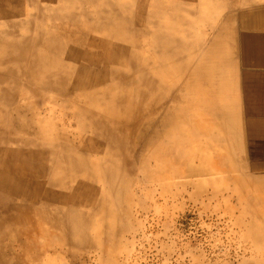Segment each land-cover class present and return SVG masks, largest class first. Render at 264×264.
Instances as JSON below:
<instances>
[{
  "label": "bare ground",
  "instance_id": "obj_1",
  "mask_svg": "<svg viewBox=\"0 0 264 264\" xmlns=\"http://www.w3.org/2000/svg\"><path fill=\"white\" fill-rule=\"evenodd\" d=\"M24 1L27 16L0 14V264H66L70 248L89 250L96 259L110 255L117 246L109 241L127 228L120 217L114 229L111 207L128 213L138 163H161L153 175L158 183L167 169L170 178H198L210 170L195 163L217 170L236 165L225 154L230 145L238 166L251 172L222 179L236 192L234 227H250L252 235L248 246L247 235L239 234L243 255L236 264H264V78L254 70L240 74L236 66H249L264 48L252 32L238 36L236 30L246 22L255 31L264 26L259 2L169 0L171 6L162 7V0H136L120 18L108 4L94 21L105 35L91 39V57L67 42L71 29L85 30L76 14L57 8L60 1L41 7ZM207 6L227 12L213 33L219 43L182 40L176 31L188 13ZM175 8L183 18L171 15ZM166 16H173L167 26ZM56 21L71 28L52 26ZM134 33L142 34L144 55L128 44ZM222 45L225 54L214 55L217 60L204 58ZM148 169L142 171L150 178ZM95 219L99 229L86 225Z\"/></svg>",
  "mask_w": 264,
  "mask_h": 264
},
{
  "label": "rangeland",
  "instance_id": "obj_2",
  "mask_svg": "<svg viewBox=\"0 0 264 264\" xmlns=\"http://www.w3.org/2000/svg\"><path fill=\"white\" fill-rule=\"evenodd\" d=\"M23 1L24 0H18V2L16 0H0V14L2 15V12H4L5 15L7 16L12 15V17H15L16 15H18L19 17L27 16L30 9L26 7L25 1L24 2ZM32 1L37 3V7H41V4L43 5L48 0H32ZM56 1H60L59 3H56L57 8L62 7L65 12L72 11L74 14H76L78 18L77 25H82L83 27H85L84 28L85 30L77 29L80 26L76 27V29H71V31L68 32L69 41L67 42L73 43L72 47L74 46L75 48H79L81 50L85 48V51L89 53L88 56L91 55V57L92 56L94 57L95 54L90 51L91 48L89 47V44L91 42V39H93L94 37L96 38L99 34L105 33V32L101 33V30L98 31L96 28V24L94 23V21L97 20L98 18L97 15L98 9H100V11L102 10V12L107 11L105 5L111 4L117 8L119 12L118 16L120 18L122 14H125L128 11L129 5L130 6L132 5L131 7L135 8L137 3L136 0H98V2L96 0V2L93 3L89 0H62V1L56 0ZM165 3H168L171 6L169 0H163L162 7ZM137 9L139 10V5L137 6ZM202 9L205 11L201 10L200 8L197 9L198 11L195 8L191 9L192 12L190 11L185 18V21L187 22L186 25H184V27L182 25L176 31L177 35L180 36L182 40L193 43L195 41L197 43L196 45H201L207 41L211 42L212 38L215 37L213 33L215 32L216 29H218L217 27H219V25H215V23L217 21V17L220 16V12H218V8H216L214 13V9L208 6L207 8L203 7ZM172 11H176V12H171V15H174L175 17L181 16L183 18L184 12L178 10L177 8L173 9ZM89 15L91 16L89 17ZM110 16L114 17V15H110ZM163 19H165L164 23L167 26L169 22L172 23L171 21L173 20V16H169V17L166 16L165 18L163 17ZM87 21L88 23H86ZM193 23L194 26H192ZM70 24L71 23L59 25L58 21H56L52 23V26L55 27L59 25L61 29L63 28L68 29L71 28ZM45 26H48V23L42 24V27ZM120 28L121 26L118 25L115 31L119 33V31L121 30ZM140 28L141 26L139 25L138 29ZM185 28L186 30L184 31ZM237 28L239 29L237 34L243 32L246 33L252 32V29L249 27V23H242L241 27L240 28L237 27ZM188 30H189V34L186 33ZM91 32L93 35L90 34ZM195 33L197 36L201 38H195ZM186 34L188 37H186ZM85 37L88 39H86ZM82 38H85L83 42H82ZM135 39H137V41ZM142 41H143L142 34L134 33L128 35V44L135 45L136 51L140 55L141 54L144 55V50H142L141 48ZM187 57L189 58V56ZM206 57H210V56L207 55ZM117 59L119 60L118 57ZM164 68H168V66H165ZM230 76H233V74H230ZM18 103H20V100L18 101ZM1 107H2L1 108L2 111L5 112L7 111V108L4 109L3 105H1ZM54 118H55L54 119L55 123L57 121H60V125L62 124L63 122L62 117H60L58 113H56ZM57 124L59 125V123ZM203 142H205L204 144H206L207 141L204 140ZM214 144H216V141ZM218 148L223 149V147H218ZM230 149L232 152H230ZM195 150H197L196 146H193L192 151H194V153ZM226 153L228 159L234 160L236 162V165H234L233 167L231 166L229 167L228 165L223 166V168L227 170H224L223 168H222L223 170H219V169L217 170L216 167H213L209 163H195L197 165H202V164L205 165L207 169L210 170V174L198 178H180V179L178 178L177 180L176 178H170L171 169H167L164 178L161 179L162 181L160 180L159 183L157 182L156 178H153V175L154 172L155 173L157 172L161 163H152L153 165L151 163H147V165H145L146 163H138L139 165L137 164L136 166L137 167L136 171L138 172L137 180L131 183V188H130L131 199L128 202L129 215L128 213L125 214V212L117 213L114 210L113 205L111 207L114 215L117 216L115 220L114 217L110 218L112 225L114 226V229H117L119 227L118 218L120 217L122 218L124 217L127 224L126 231L123 232L119 231L117 233L116 238L109 241L110 243H115L117 248L114 249L113 252L110 253V255L107 256L105 255L100 259H96L97 254L96 253L93 254L89 250H81L74 248H70L69 250L65 249L64 252L66 255L64 256L65 257L64 263L66 264H185V263L186 264H191V263L192 264L195 263L196 264H236L237 261L241 260V257L243 255L242 251L239 250V247L242 246L243 244L239 239L240 237L239 234L245 233V235H247L246 238L247 237L248 238L245 245L248 246L252 244L249 238V235L250 236L252 235L250 232V227L246 229V232L244 231L245 228H237L236 226L234 227L235 221L237 220L239 214L236 210H234V207H236V192L234 191V189H232V187L229 186L228 183H224V180L222 179H225L226 176H233L234 174L248 175L251 172L241 168V166H238L239 163H237V161L240 162V160L238 159V153L236 147L230 145L227 151L225 152V154ZM235 154L237 155V157ZM94 157L97 158L96 156ZM249 161L250 160L246 161V164L251 163V161L250 162ZM237 166L240 169H238ZM146 168L147 169L149 168L148 171L150 175H152L150 178H147L143 174L142 170L145 171ZM213 171L214 174H212ZM215 171L218 172V174H216ZM221 171H225V172H222L220 174L219 172ZM198 182L204 185L202 189H196L193 186V184H196ZM67 193L70 194L72 192L67 191ZM216 200L219 201L216 202ZM107 201L108 200H106V202ZM221 202H223V204ZM214 205L217 207V209H214ZM230 205H232V207ZM219 206L221 207L219 208ZM165 211L168 212L166 213ZM95 220H96V224L93 223L92 225L90 223H86V225H90L95 227L96 229H99L98 228L100 225L99 219H95ZM244 220L247 221L248 217L246 216ZM78 227L83 228L84 224L81 223L80 225H78ZM73 238L76 239L75 235Z\"/></svg>",
  "mask_w": 264,
  "mask_h": 264
},
{
  "label": "crops",
  "instance_id": "obj_3",
  "mask_svg": "<svg viewBox=\"0 0 264 264\" xmlns=\"http://www.w3.org/2000/svg\"><path fill=\"white\" fill-rule=\"evenodd\" d=\"M224 2H225V0H220V4L221 5H225ZM256 2H259L257 4L258 6H256V7L257 8H260L261 10L264 11V0H257ZM240 4H241V1L235 0V5L237 7H239ZM226 5L228 7L237 8L233 3H231V5H230V3L227 2ZM226 16H227V12L221 13L220 16L217 17V19L219 17H220V19L215 23V25H219L220 26L223 18H225ZM217 28H219V27H217ZM236 30H237V33H238V30L239 29L237 28ZM252 33H253V35H256L258 37V41L259 42H262L264 44V26H259L257 28V31H255V30L252 29ZM237 35L239 36L240 34H237ZM219 38L217 36H215L214 38H212V41H217L216 43H219V40H217ZM211 42L210 41H207V43H211ZM210 54H211L210 57H206L207 60H209V61H215V60H217V57H213V56L214 55H218L219 56L220 54H225L224 45H222L220 51H218V52H212ZM260 54H261L260 56L259 55H256V54L251 55V57L249 59L250 65L247 66V67H244L243 66V63H241L239 65H236L237 66V72L240 73V74H243V73H248L250 70H254V71H256L258 73V76H261L262 78H264V48L260 52Z\"/></svg>",
  "mask_w": 264,
  "mask_h": 264
}]
</instances>
